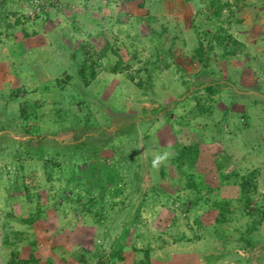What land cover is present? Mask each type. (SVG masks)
<instances>
[{
    "label": "rangeland",
    "instance_id": "1",
    "mask_svg": "<svg viewBox=\"0 0 264 264\" xmlns=\"http://www.w3.org/2000/svg\"><path fill=\"white\" fill-rule=\"evenodd\" d=\"M263 196L264 0H0V264H264Z\"/></svg>",
    "mask_w": 264,
    "mask_h": 264
},
{
    "label": "trees",
    "instance_id": "2",
    "mask_svg": "<svg viewBox=\"0 0 264 264\" xmlns=\"http://www.w3.org/2000/svg\"><path fill=\"white\" fill-rule=\"evenodd\" d=\"M219 6V5H218ZM220 7V6H219ZM221 8V7H220ZM83 75V74H82ZM92 77H94V75H92ZM198 151H197V146H184V148H182L181 150V155L178 157L177 162V166L179 169H181V167H184L187 165L188 168H192V166L194 165L195 159H196V155H197ZM96 170H90L91 175L94 176ZM102 173V178L101 179H106L109 181H111V178L109 177L110 174H112L111 170L106 167L103 166L102 168H99V173H98V177L99 174ZM228 177L225 178L224 180L227 179V181L231 180V178H234V183L239 185L240 190H241V195H242V200L240 201L241 206L243 207V213H247L248 215H253L258 213L260 210L254 208L252 209V199L251 197L253 196L255 190H256V184L255 182V178L257 176V172H252V173H248L246 175V177H240L238 174H232V175H227ZM224 178V177H223ZM102 183V180H99ZM189 185L193 188H196V184L194 181H191L189 183ZM87 194H91V192H87ZM264 197V196H263ZM88 203H89V208L86 207V204H82V206H85L86 212H89L90 214H96V216L99 215V213L95 210H93L94 212H92L93 207H95V199L93 197L88 198ZM212 205L217 209L218 214L215 220L216 224H220L222 222H224L226 220V216L230 215L231 212L229 210L230 207V203L227 202H213ZM92 207V209H91ZM262 216H264V208H262ZM252 211V212H250ZM38 217V215H36L35 217H29L26 219L21 220L23 223L27 224V225H32L35 222V218ZM100 217V216H99ZM253 226V225H252ZM251 226V227H252ZM255 229V227H252L249 230H253ZM129 236H130V232L128 229L123 230V232L121 233V236L119 237V240L116 241L113 250L110 253V258L112 261H116V260H122V252L125 249V247H127V244L129 243ZM242 236H244L242 234ZM254 242H248V245L250 247H252L254 244ZM147 253V252H145ZM38 264L37 259H35L32 254L29 256V258L25 261L22 262V264Z\"/></svg>",
    "mask_w": 264,
    "mask_h": 264
},
{
    "label": "crops",
    "instance_id": "3",
    "mask_svg": "<svg viewBox=\"0 0 264 264\" xmlns=\"http://www.w3.org/2000/svg\"><path fill=\"white\" fill-rule=\"evenodd\" d=\"M36 247H37V246H36ZM36 247H35V248L33 247V249L36 250ZM58 250H64V248H59Z\"/></svg>",
    "mask_w": 264,
    "mask_h": 264
}]
</instances>
